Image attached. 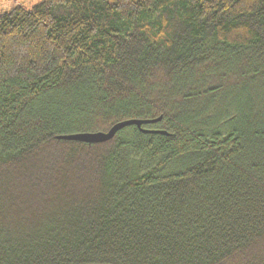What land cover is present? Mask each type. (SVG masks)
<instances>
[{"label": "trees", "instance_id": "16d2710c", "mask_svg": "<svg viewBox=\"0 0 264 264\" xmlns=\"http://www.w3.org/2000/svg\"><path fill=\"white\" fill-rule=\"evenodd\" d=\"M0 264H264V0H0Z\"/></svg>", "mask_w": 264, "mask_h": 264}, {"label": "water", "instance_id": "95a60500", "mask_svg": "<svg viewBox=\"0 0 264 264\" xmlns=\"http://www.w3.org/2000/svg\"><path fill=\"white\" fill-rule=\"evenodd\" d=\"M160 118L157 119H151V120H136V119H131V120H125L118 122L114 124L108 131L106 132H95V133H78V134H69V135H63L58 137L59 139H64V140H75V141H80V142H85V143H102L105 141L110 140L117 131L120 129L135 125L136 127L140 128L141 125L147 124V123H153ZM144 132H156V131H148V130H143ZM157 133H164V132H157Z\"/></svg>", "mask_w": 264, "mask_h": 264}]
</instances>
